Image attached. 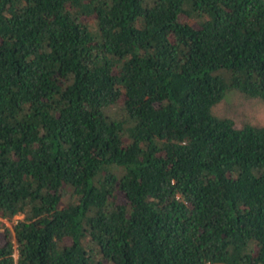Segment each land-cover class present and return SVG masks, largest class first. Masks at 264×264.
<instances>
[{
  "label": "trees",
  "instance_id": "obj_1",
  "mask_svg": "<svg viewBox=\"0 0 264 264\" xmlns=\"http://www.w3.org/2000/svg\"><path fill=\"white\" fill-rule=\"evenodd\" d=\"M232 88L264 101V0H0V264H264Z\"/></svg>",
  "mask_w": 264,
  "mask_h": 264
},
{
  "label": "rangeland",
  "instance_id": "obj_2",
  "mask_svg": "<svg viewBox=\"0 0 264 264\" xmlns=\"http://www.w3.org/2000/svg\"><path fill=\"white\" fill-rule=\"evenodd\" d=\"M214 114L231 118L237 126L244 122L264 124V101L259 97L247 96L238 89L228 90L221 100L212 106ZM21 215H16L14 219ZM12 227V221L3 219Z\"/></svg>",
  "mask_w": 264,
  "mask_h": 264
}]
</instances>
